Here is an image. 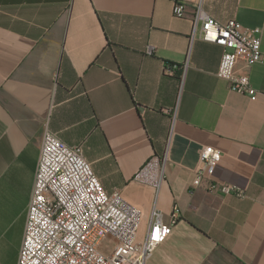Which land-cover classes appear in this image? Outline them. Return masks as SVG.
I'll list each match as a JSON object with an SVG mask.
<instances>
[{
	"label": "crops",
	"instance_id": "1",
	"mask_svg": "<svg viewBox=\"0 0 264 264\" xmlns=\"http://www.w3.org/2000/svg\"><path fill=\"white\" fill-rule=\"evenodd\" d=\"M203 8L261 29L262 62L235 65L255 100L216 75L222 48L191 42L172 0H0V264H17L45 129L139 208V234L154 206L166 223L178 211L145 264H264V0ZM206 146L213 181L242 195L190 187ZM152 157L157 190L135 179Z\"/></svg>",
	"mask_w": 264,
	"mask_h": 264
},
{
	"label": "built area",
	"instance_id": "2",
	"mask_svg": "<svg viewBox=\"0 0 264 264\" xmlns=\"http://www.w3.org/2000/svg\"><path fill=\"white\" fill-rule=\"evenodd\" d=\"M172 13L191 21V42L199 31L203 41L222 48L216 75L230 90L255 100L260 92L251 87L247 74L235 72V65L238 60L247 65L262 62L261 29L243 26L235 19L221 23L204 10L203 0H172ZM220 159L218 149L203 147L190 187L242 195L236 186L213 181ZM135 179L157 190L164 179V163L152 157ZM177 217L174 209L166 223L154 206L147 230L139 234V208L118 191L106 192L82 156L81 146L67 145L45 129L17 264H145L169 235ZM111 242L113 247L105 251L103 246Z\"/></svg>",
	"mask_w": 264,
	"mask_h": 264
},
{
	"label": "rangeland",
	"instance_id": "3",
	"mask_svg": "<svg viewBox=\"0 0 264 264\" xmlns=\"http://www.w3.org/2000/svg\"><path fill=\"white\" fill-rule=\"evenodd\" d=\"M108 247H109V250L113 247V242L109 243L108 246H103V249L105 251H108Z\"/></svg>",
	"mask_w": 264,
	"mask_h": 264
}]
</instances>
